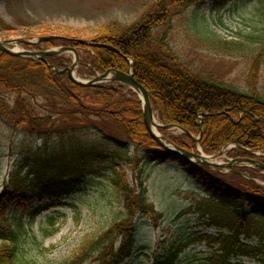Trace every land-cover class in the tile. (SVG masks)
I'll return each mask as SVG.
<instances>
[{"label":"trees","instance_id":"trees-1","mask_svg":"<svg viewBox=\"0 0 264 264\" xmlns=\"http://www.w3.org/2000/svg\"><path fill=\"white\" fill-rule=\"evenodd\" d=\"M251 3L255 7L249 17H244L249 31L246 27L239 29L233 39L214 33L197 37L224 55L251 57V75L255 76L264 63V26L259 29L250 20L264 21V0H153L133 24L110 21L102 25L87 39L92 44L81 42L76 33L42 27L43 35L56 37L26 46L76 47L83 53L79 69L82 76L109 69L127 72L133 59L134 76L148 89L162 123L180 125L194 135L203 131L201 147L207 154L234 145L226 151L229 157L264 163V93L232 86L207 69L197 68L172 47L168 28L163 30L172 16L189 7L219 13L224 8L246 10ZM201 21L205 28L206 18ZM46 58L48 63L0 50V115H9L17 131L27 126L34 137L10 149L17 159L0 191V264H45L24 252L19 233L25 227L15 210L31 205V228L42 210L60 204L63 196L81 191L88 177L106 174L122 203L123 219L87 241L70 258L52 264H124L137 254L135 236L142 224L138 219L146 218L155 229L165 219L150 200L146 184L153 167L164 163L187 169L205 194L206 199L178 216L200 212L204 222L218 231L196 232L192 240L205 242L209 251L194 253L184 263L182 254L191 239L164 238L162 250L154 252L150 264H246L241 257L264 264V184L254 179L264 182L263 169L222 171L189 161L151 136L135 91L112 82L80 85L67 72L48 65L64 69L69 58ZM113 130H120L124 137ZM160 130L166 136L165 129ZM167 138L196 150L195 141L187 133ZM46 197L49 203L43 204ZM35 202L40 205L35 207ZM14 220L21 221L17 227ZM47 224L54 228L56 219L49 218ZM254 237L255 242L248 241Z\"/></svg>","mask_w":264,"mask_h":264},{"label":"rangeland","instance_id":"rangeland-1","mask_svg":"<svg viewBox=\"0 0 264 264\" xmlns=\"http://www.w3.org/2000/svg\"><path fill=\"white\" fill-rule=\"evenodd\" d=\"M152 2L153 0H0V41L25 39L37 42L40 35L46 34L41 31L42 27L76 33V36L86 40L99 32L102 25L110 21H118L125 25L137 22ZM254 7L255 3H251L246 10L237 11L234 8H224L219 13L206 8L189 7L172 16L170 24L163 27V30L168 28V40L172 47L184 59L194 63L197 68L207 69L215 78L232 86L243 90L256 91L258 89L264 93V63L257 70L256 77L252 76L251 57L240 54L224 55L211 49L207 42L197 37L200 34L208 36L214 33L223 38L233 39L237 30L246 27L244 17H249L248 13L253 11ZM204 17L208 24L205 28L201 21ZM247 19L250 20V18ZM250 22L256 24L259 29L264 26V21L259 18L252 19ZM245 29L250 30L249 27ZM60 47L53 49L60 50ZM12 48L32 51L47 50L43 45L28 47L23 42H15ZM58 55L71 60L67 66L75 61L73 51H64ZM79 55L81 58L82 51H79ZM80 66L79 60L75 67V76L82 80L92 78L80 75ZM251 77H255L254 81ZM107 83L109 82L99 84ZM154 116L160 123L156 110H154ZM119 131L113 130L120 136ZM165 132L167 133L166 138L169 135H182L183 133L178 128L165 129ZM160 134L162 135L161 132ZM192 135L197 138L200 134ZM121 137H124L123 133ZM33 138L27 126H22L17 131L12 127L9 115H0V191L2 184L7 180L8 172L17 159L16 155L10 154L12 145L16 146L24 140L28 141ZM193 140L196 143V150L191 149V151L213 155L205 153L201 142ZM226 151L225 149L224 153L216 159L217 162L225 163L230 160L231 157ZM238 167L255 168L257 166L241 163L231 169H238ZM220 169L230 170L222 167ZM128 171L130 177L131 171ZM261 173L264 174V170ZM108 175L88 177L81 191L63 196L60 204L50 206L37 214L31 228H29L31 205L19 211L15 210V215L22 218L25 227L23 231L21 230L22 233H19V241L24 252L45 264L60 262L79 252L80 247L87 244V241L93 240L113 222L122 220V203L115 194ZM254 179L264 184L260 178L255 177ZM146 184L150 200L155 203L159 211L164 213L165 219L158 229L153 228L146 218L138 219V223L142 224L135 236L137 254L135 253L136 255L124 264L152 263L154 252L162 250L160 244L164 238L183 236L191 239L182 254L183 263L194 253L208 252L209 248L205 242L192 240V237H195L196 232L217 233L218 228L204 222L200 212L197 211L178 216L180 212L205 198L199 181L189 176V171L178 164L164 163L153 167ZM49 200L50 198L46 197L42 203L47 204ZM38 205L40 203H34L35 207ZM51 217L56 219L54 228L47 224ZM20 222L17 223V220L16 222L14 220L12 223L14 227H17ZM242 238L245 239L244 236ZM248 241L255 242L256 237ZM146 253L151 257H148ZM241 259L246 264H263L248 257H241Z\"/></svg>","mask_w":264,"mask_h":264},{"label":"water","instance_id":"water-1","mask_svg":"<svg viewBox=\"0 0 264 264\" xmlns=\"http://www.w3.org/2000/svg\"><path fill=\"white\" fill-rule=\"evenodd\" d=\"M55 37H56V35L40 36L38 38L37 42H42L44 40L55 38ZM80 41L83 43H86V44H92V42L84 40V39H80ZM15 42H23L25 44L33 43V41L25 40V39H15V40L14 39H7V40L0 41V50L7 52L11 55L23 56V57H28V58H32V59L40 58L44 61H47L46 57L49 55L59 54V53H62L64 51H69V50L74 51V53L76 55V61H74V63L71 66H69L63 70H60L51 64L49 65V67L56 70V71L67 72L69 74V77L73 81L77 82L80 85L94 86L97 83L103 82V81L120 82L122 84L129 85L132 89H134L136 92H138L140 94L141 100L143 102L144 121H145V125L147 127V130L151 134V136L162 147L169 149V150L183 156L184 158L189 159L190 161L203 163V164L210 165L213 167L220 166L223 168H232L234 165H237V164H241L244 162H248V163L251 162V163H255L256 165H258L259 167L264 169V163L254 162L252 159L237 158V159H233V160L226 162V163H219L215 160L223 153V150L221 152L215 154V155L207 156V155L203 154L201 151L194 152V151L188 150L182 146L174 145L168 139H165L164 137L160 136L154 130V128L161 127V128H165V129H172V128L176 127V128L182 129L184 132L191 135V137H193L197 142L200 143L203 131H201L199 137L196 138L187 129H184L180 125H171V124L164 125V124L156 122L155 116H154V109H153V105H152V102L150 99L149 91L144 85H142V83H140L136 79V77L134 76L133 68L127 72L115 70V69H110V70H107L106 72L96 76L95 78H93L89 81H83L81 79H78L74 75V69L77 65V62H79V53L75 47L63 46V47H61L60 50H57V49L40 50V51L17 50V49L12 48V45ZM132 67H133V64H132Z\"/></svg>","mask_w":264,"mask_h":264},{"label":"bare ground","instance_id":"bare-ground-1","mask_svg":"<svg viewBox=\"0 0 264 264\" xmlns=\"http://www.w3.org/2000/svg\"><path fill=\"white\" fill-rule=\"evenodd\" d=\"M155 120H156V122H158V119L156 116H155ZM154 130L159 134V131L157 130V128H154Z\"/></svg>","mask_w":264,"mask_h":264}]
</instances>
